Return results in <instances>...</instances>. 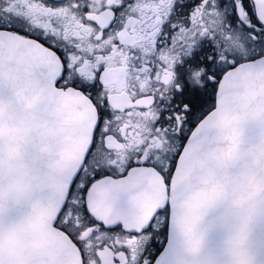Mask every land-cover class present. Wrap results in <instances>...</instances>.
<instances>
[{"label":"snow or ice","instance_id":"1","mask_svg":"<svg viewBox=\"0 0 264 264\" xmlns=\"http://www.w3.org/2000/svg\"><path fill=\"white\" fill-rule=\"evenodd\" d=\"M0 264H264V0H0Z\"/></svg>","mask_w":264,"mask_h":264}]
</instances>
